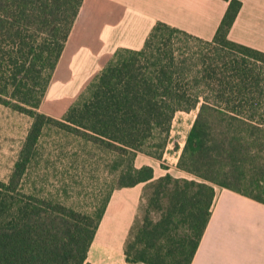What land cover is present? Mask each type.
<instances>
[{
	"label": "trees",
	"instance_id": "trees-1",
	"mask_svg": "<svg viewBox=\"0 0 264 264\" xmlns=\"http://www.w3.org/2000/svg\"><path fill=\"white\" fill-rule=\"evenodd\" d=\"M85 0H0V105L32 119L0 181V264H85L115 189L145 183L124 244L131 264H191L216 186L264 203V52L229 39L242 7L228 2L211 40L157 22L140 50L121 48L61 118L40 107ZM196 110L177 168L154 179L179 112ZM114 156V187L91 212L24 182L45 130ZM178 146H175L177 149Z\"/></svg>",
	"mask_w": 264,
	"mask_h": 264
},
{
	"label": "crops",
	"instance_id": "crops-1",
	"mask_svg": "<svg viewBox=\"0 0 264 264\" xmlns=\"http://www.w3.org/2000/svg\"><path fill=\"white\" fill-rule=\"evenodd\" d=\"M242 7L228 37L264 52V0H240ZM225 0H85L43 98L40 111L61 118L85 86L121 48L140 50L157 22L204 40L213 39L227 9ZM183 145L168 144L174 160L139 153L135 166H151L154 179L177 168ZM145 183L115 189L109 199L85 264H131L124 244L135 220ZM218 187V188H217ZM207 228L191 264H264V203L216 186Z\"/></svg>",
	"mask_w": 264,
	"mask_h": 264
},
{
	"label": "rangeland",
	"instance_id": "rangeland-1",
	"mask_svg": "<svg viewBox=\"0 0 264 264\" xmlns=\"http://www.w3.org/2000/svg\"><path fill=\"white\" fill-rule=\"evenodd\" d=\"M196 113L193 110L176 114L169 144L184 146ZM31 122L29 116L0 105V181L8 180ZM173 157L169 151L161 160L162 168L167 167ZM113 159V154L83 144L58 128H47L33 166L25 177V192L38 190L41 195L59 198L68 206L91 212L114 187L110 172ZM141 203L145 206L147 202Z\"/></svg>",
	"mask_w": 264,
	"mask_h": 264
}]
</instances>
